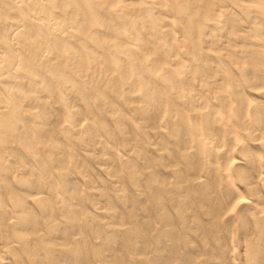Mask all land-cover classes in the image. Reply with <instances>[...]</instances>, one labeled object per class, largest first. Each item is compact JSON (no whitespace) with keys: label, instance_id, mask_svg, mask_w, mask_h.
Instances as JSON below:
<instances>
[{"label":"bare ground","instance_id":"6f19581e","mask_svg":"<svg viewBox=\"0 0 264 264\" xmlns=\"http://www.w3.org/2000/svg\"><path fill=\"white\" fill-rule=\"evenodd\" d=\"M0 264H264V0H0Z\"/></svg>","mask_w":264,"mask_h":264},{"label":"rangeland","instance_id":"374dc122","mask_svg":"<svg viewBox=\"0 0 264 264\" xmlns=\"http://www.w3.org/2000/svg\"><path fill=\"white\" fill-rule=\"evenodd\" d=\"M239 45H241V44H239ZM139 123H137V124H139ZM91 168H92V175H93V179H94L93 181L97 182V184H98L97 187H99V185H102V183H107L108 182V180H109L108 177L105 174L100 172V170L98 169V166L96 164L92 163L91 164ZM75 180L78 181V179H76V178H75ZM79 188H80V190H84V191L86 190V186H83V185L80 186ZM245 195L248 196V194H246V193H245ZM87 202H88V200L86 198L85 199V210L86 211L89 210V208L87 207ZM115 203H116V199H115Z\"/></svg>","mask_w":264,"mask_h":264}]
</instances>
